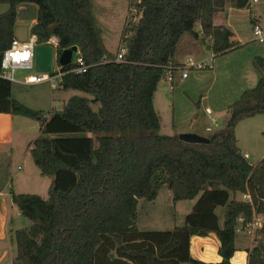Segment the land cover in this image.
<instances>
[{
    "label": "trees",
    "instance_id": "trees-1",
    "mask_svg": "<svg viewBox=\"0 0 264 264\" xmlns=\"http://www.w3.org/2000/svg\"><path fill=\"white\" fill-rule=\"evenodd\" d=\"M249 1L128 0L119 40L126 50L116 61L119 49L105 47L91 0H0L8 5L0 13V62L15 38L18 7L35 5L30 33L38 44L57 40V88L82 93L47 116L13 98L11 82L0 76V112L39 122L42 135L29 152L40 174L51 179L47 198L10 191L30 221L14 232L13 264H231L236 227L246 229L253 210L262 217L261 240L248 250L246 264H264V157L252 164L233 133L239 122L264 114V57L254 58L257 83L228 106L224 130L207 144L159 134L153 106L160 80L183 70L175 61L182 35L203 39L214 56L240 47L214 19L224 6L243 8ZM71 46L81 53L84 73L71 71L74 62H59ZM163 185L174 202L195 199L191 211L171 229L139 230L138 200L155 199ZM236 193H248L250 200L236 199ZM209 233L219 240L218 262L190 255V237Z\"/></svg>",
    "mask_w": 264,
    "mask_h": 264
},
{
    "label": "rangeland",
    "instance_id": "rangeland-1",
    "mask_svg": "<svg viewBox=\"0 0 264 264\" xmlns=\"http://www.w3.org/2000/svg\"><path fill=\"white\" fill-rule=\"evenodd\" d=\"M105 0H94L95 5V13L98 17L103 14V6L105 4ZM119 11L125 13L127 11V0H122V8L121 1H118ZM253 6L256 9L261 10L264 7V1L258 0L256 2L251 0ZM8 8L7 4L0 3V13L4 12ZM20 16V19H19ZM240 21L238 28L242 31V35L246 37L252 36L250 30V20L249 13L242 12L240 13ZM27 16H23L18 14V20H20L18 25H25V29L27 30L29 21L26 20ZM25 19V21H23ZM101 20L99 21V23ZM264 22H262V25ZM198 26V24H196ZM28 31V30H27ZM29 32H27L28 34ZM187 33L182 37L181 42L177 46V57L182 58L185 57L186 54L191 55V58L194 61L201 60L202 58H208V62H211V69H198V68H189L186 70L187 75H189V84L187 87H184L183 82L184 79L176 78L174 84L171 86L170 82L167 78H163L160 80L157 91L154 97V108L157 114L161 119L159 134H173V124H176L180 129L177 131L187 130L188 126H195L197 123L199 126H211V129L214 131L217 130L219 123L221 122L220 116L217 115V122H213L210 120V114L206 113V108H204V100H202L201 95H205V93H210V99L213 95L216 98V101H223V97H220V94H223L226 97H230L235 95L240 91V89H244L247 84H242V70H239V64H248L249 69H253L255 66L254 59L249 61L246 54L255 48H260L261 54H264V45L259 44L255 41H248L244 47L241 49L238 47L236 49L230 50L228 52H224L222 54H218L216 56L212 55L211 52L206 51L204 49L203 44L194 45L195 49L191 50L186 47V39L189 38ZM28 38V37H27ZM55 47V44H52ZM55 52V48H54ZM238 64V65H237ZM56 59L53 62V69H57ZM244 65V66H246ZM246 68L244 67V70ZM257 69V68H256ZM215 72V73H214ZM40 73L32 69H17L14 73V76L17 80H23L29 74H37ZM216 76V79H215ZM187 79V81H188ZM59 79H56L54 87L52 88L50 81H43L36 84L26 85L25 83H19L16 81L11 82V87L13 90V95L20 98L21 102L28 107L34 110H42L47 115H49L52 110L58 109L61 106L62 100L66 101V99L73 94H82L79 91L74 90H62L57 88V84ZM59 94V95H58ZM219 97V98H218ZM218 98V99H217ZM209 100V99H208ZM201 101V102H200ZM220 118V119H219ZM34 127L29 130V134L27 138H21L19 140L20 149L17 155H14L13 158H10L8 155V162L6 163L5 169L8 172V179H11V176H14L13 182L16 178L20 179L18 182L10 184L9 187L6 188V191L9 192L10 189H14L15 191H25L28 193H37L42 198H47V189L48 182L50 177H42L39 174V170L33 163L31 162V156L29 154L28 146L33 143V141L42 135L39 130V124L36 123L38 121L29 120ZM217 125L215 126L214 125ZM36 124V125H35ZM245 124V123H244ZM243 124V125H244ZM213 131V132H214ZM181 133V132H180ZM249 134L251 131L248 132ZM179 134V133H178ZM87 135L95 136L94 133H88ZM260 136V137H259ZM257 137L254 138V145L258 149L261 143L264 142V134L260 133ZM205 137V136H204ZM246 132L245 137H240L239 145L243 146L246 140ZM249 143L251 142L250 135L248 136ZM25 151L27 154L24 155ZM260 153H256L255 156L250 158L252 163L257 161V155ZM24 155L23 160L19 161V156ZM29 164H33L30 166ZM17 165H20V169H17ZM159 195L153 200L147 199H139L137 204V218L136 225L139 230L142 231H150V230H168L173 227V225L178 224L181 225L183 223V214L186 213L187 208L189 207L190 211L192 208V204H194L195 200L181 201L180 203H173L171 190L167 185H163L159 191ZM238 198H241L238 195ZM22 223H26L28 226L30 221L25 217H20ZM182 219V222L180 220ZM257 231V230H256ZM255 231V232H256ZM240 235V234H239ZM6 242V241H5ZM0 243V254L5 251L6 255L1 260L0 264H8V248L5 249L6 243L8 247V242ZM239 242V240H238ZM7 258L5 259V257ZM1 257V255H0Z\"/></svg>",
    "mask_w": 264,
    "mask_h": 264
},
{
    "label": "crops",
    "instance_id": "crops-1",
    "mask_svg": "<svg viewBox=\"0 0 264 264\" xmlns=\"http://www.w3.org/2000/svg\"><path fill=\"white\" fill-rule=\"evenodd\" d=\"M106 1V2H105ZM105 4L103 6V14H101L100 17H98L95 13V5H94V0H91L92 2V7H93V13L96 17V20L98 22L99 27L101 28L102 31V40L104 42L105 47L107 48L108 51L112 53H116L119 44H120V34L122 27L125 23V19L128 13V0H127V11L124 13L122 11V0L121 1V11H119V6H118V1L119 0H105ZM256 2V1H254ZM248 12L249 13V20H250V30L252 33V26L254 23H259L262 25V22H264V7L262 9V13L260 12L261 10H258L253 6L251 3V0L249 1L248 7H243V8H237L231 5H226L224 6L221 10H219L216 14V17L214 19V24L215 25H220L228 28L231 32L230 40L237 43L241 47H244L247 45L246 43L248 41H254L252 40V36L246 37L242 35V31L238 28V23L240 21V13L242 12ZM35 13H36V6L32 4H22L18 7V14L23 15L24 17L27 16L26 20L29 21V25L27 30L24 28L25 25L20 24L18 25L20 20H18V15L16 19V25L14 27V37L18 40H26L28 39L31 35L30 33V28L31 25L35 22ZM20 19V16H19ZM101 22L99 23V21ZM25 21V19H23ZM198 24V23H197ZM264 27V24L262 25ZM195 31L200 33V26L195 25L194 27ZM27 32H29L27 34ZM185 35V34H184ZM182 35V37L184 36ZM189 35V34H187ZM181 37V39H182ZM189 38L186 39V47L189 49L193 50L195 49L194 45L197 44H203L204 49L206 51H210L208 44L201 38L198 40L192 38L190 35L188 36ZM181 39L179 43L181 42ZM256 42V41H255ZM178 43V44H179ZM258 43V42H257ZM260 44V43H259ZM178 46V45H177ZM177 51V48H176ZM261 50L260 48H255L251 49L247 54L248 58V63L249 61L253 60L256 56H263L264 54L260 53ZM212 54V53H211ZM177 52H175V61L184 63L188 58H191L190 53L186 54L185 57L179 58L177 57ZM56 58V52L53 54V62ZM201 60H211L208 58H202ZM198 60V61H201ZM212 61V60H211ZM238 65V64H237ZM239 64V70H242V84H247L248 87L244 89H240L238 93L235 95H232L230 97H226L223 94H220V97H223V101L219 100L216 101V98L213 95L210 99V93H205V95H201L202 100H204V108L209 110V113L206 110V113L210 114V120L213 122H217V115L222 117L220 120L221 122L218 125L217 130L208 128V126H199L197 123H195V126H188L186 128H189L187 130H182V131H177L180 128L176 125L173 124V132L175 134H178L180 132H191V133H196L201 136H205L207 138H210L214 133L221 132L224 130V120L227 116V108L228 106L235 101L239 95L248 88H252L255 86L257 83L259 77H260V72L254 67L253 69L248 68V64ZM244 67L246 68L244 70ZM53 69V67H52ZM57 69H59V66L57 65ZM53 69V70H57ZM215 73V72H214ZM189 75L186 76V78H183L185 81L183 82L184 87H187L189 84ZM179 79V78H178ZM188 79V81H187ZM216 79V76H215ZM16 82L19 83H24L22 80H17ZM26 85H29L25 83ZM36 84V83H34ZM38 84V83H37ZM52 85V84H51ZM172 86V85H171ZM54 85L52 86V88ZM56 88V87H54ZM60 90V89H59ZM157 91V90H156ZM13 90L11 87V95L13 98L16 100L20 101V98L18 99L13 95ZM156 94V92H155ZM59 95V94H58ZM155 97V95H154ZM219 98V97H218ZM217 98V99H218ZM209 99V100H208ZM65 101L62 100L61 106ZM201 102V101H200ZM22 103V102H21ZM61 106L58 108L60 109ZM153 106L154 104V98H153ZM155 109V108H154ZM57 110V109H55ZM42 111V110H41ZM53 111V110H52ZM29 120L36 121L34 119L26 118L20 115H14L11 113H4L0 112V243L1 242H8V247L6 243L5 249L8 248V264H13L16 254H17V249H16V243L14 241V232L18 229L26 228L28 225L26 223H22V220L20 217H23L21 213L19 212L17 206L11 201L10 198V191H13L15 193H28L25 191H15L14 189H10L9 192L6 191V188L10 186V184L13 186L12 183L18 182L20 177L16 178L13 182L14 176H11V179H8V172L5 169L6 163L8 162V155L10 158H13L14 155H17L19 151V147L21 143H19V140L21 138H27L29 134V130L34 127ZM39 124V122H36ZM214 123V125H215ZM245 123V124H244ZM244 124V125H243ZM36 125V124H35ZM39 130H40V125ZM217 126V125H215ZM214 131V132H213ZM251 131L249 134L248 132ZM245 132H246V140L245 144L243 146L239 145L240 143V137H245ZM173 133V134H174ZM233 133L236 137L237 140V145L240 147L242 150V153L247 157V159L251 162L250 158L252 156H255L256 153H260L257 155V161L252 164H256L259 160H261L264 157V142L261 143L260 147L258 149L254 145V138L259 136L260 133L264 134V114L261 115H256L255 117L245 119L241 122H239L233 129ZM250 135L251 142L249 143L248 141V136ZM260 137V136H259ZM264 138V137H263ZM22 140V139H21ZM29 148V146H28ZM27 154V151H25L24 155ZM30 154V152H29ZM24 155L21 157L19 156V161L23 160ZM31 156V155H30ZM33 163V160L31 158L30 160ZM33 164H29L33 165ZM35 165V164H34ZM18 166L17 165V169ZM33 167V166H30ZM38 169V168H37ZM39 170V169H38ZM40 174V172H39ZM41 175V174H40ZM42 176V175H41ZM43 177V176H42ZM46 177V176H44ZM51 179L48 182V187L50 185ZM48 190V189H47ZM160 193V192H159ZM37 194V193H36ZM159 195V194H158ZM238 195L242 198L241 193H236V199H241L238 198ZM172 196V192H171ZM195 200V199H192ZM190 200V201H192ZM181 201H188V200H180L177 202L173 203H180ZM193 206V204H192ZM192 208V207H191ZM189 210V207L187 208ZM186 210V213L183 214L182 218L184 219V216L189 213L190 211ZM216 213L219 216L220 221L222 222L223 217H222V212L223 209L221 207H217L215 209ZM182 222V219L180 220ZM240 222V221H239ZM178 225V224H175ZM173 225V227L175 226ZM172 227V228H173ZM240 234V235H239ZM239 240V242H238ZM261 240V234L256 231L253 234H248L246 232V229H240V224L238 223L236 227V234H235V247L236 251L234 252L233 256L230 259L231 264H246L247 263V257H248V250L257 244ZM218 247H219V240L214 233H209L206 236H199V235H192L190 237V255L191 257L205 261V262H218L221 260L220 255L218 254ZM1 260L3 257L6 255V252L3 251L1 254ZM5 257V259L7 258Z\"/></svg>",
    "mask_w": 264,
    "mask_h": 264
},
{
    "label": "built area",
    "instance_id": "built-area-1",
    "mask_svg": "<svg viewBox=\"0 0 264 264\" xmlns=\"http://www.w3.org/2000/svg\"><path fill=\"white\" fill-rule=\"evenodd\" d=\"M252 1H258V0H252ZM264 1V0H262ZM131 12H135L134 9L131 10ZM134 19H138V17H134ZM53 38H50L48 41V44H55L57 42L53 41ZM252 40L263 44L264 45V27L259 23H254L252 26ZM38 45L36 36L31 34L28 39L26 40H18L16 38H13L9 47L4 50L0 62V76L6 80L17 81V79L14 76V73L17 69H32L34 68V51L35 47ZM118 52L116 53L115 60L121 61L122 55L126 50V47L124 44H119ZM76 63L75 67L72 68L71 71L75 73H84L86 71V65L83 62L81 53L79 50H76V58L73 61ZM184 67L182 72H180V75H171L170 72L167 73L166 78L168 81L173 83L176 78H186L187 73L186 70L193 67L198 69H203L206 66H211V62H208L206 60L201 61H194L192 58H188L184 63ZM52 72V73H51ZM51 72H40L37 74H29L26 77L23 78V82L27 84H34V83H40L43 81H50L52 86L55 84L56 79H60L62 72L57 70H53ZM207 112H209L208 109H206ZM47 115V114H46ZM48 116V115H47ZM18 168H20L18 166ZM242 200H250V195L248 193L242 194ZM241 220V218H239ZM262 225V217L257 214L253 210L252 219L251 221L246 225V232L248 234H253L257 229H259Z\"/></svg>",
    "mask_w": 264,
    "mask_h": 264
},
{
    "label": "water",
    "instance_id": "water-1",
    "mask_svg": "<svg viewBox=\"0 0 264 264\" xmlns=\"http://www.w3.org/2000/svg\"><path fill=\"white\" fill-rule=\"evenodd\" d=\"M54 42H57L53 38ZM77 46H71L64 51L59 56V62L61 64L71 63L76 58ZM53 54L54 47L51 44H38L34 51V68L38 72H51L53 67ZM181 141L190 144H207L210 139L196 133L191 132H181L178 134Z\"/></svg>",
    "mask_w": 264,
    "mask_h": 264
}]
</instances>
